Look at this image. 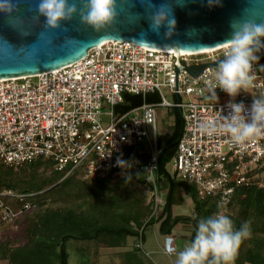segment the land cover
<instances>
[{"label": "built area", "instance_id": "2783aa9c", "mask_svg": "<svg viewBox=\"0 0 264 264\" xmlns=\"http://www.w3.org/2000/svg\"><path fill=\"white\" fill-rule=\"evenodd\" d=\"M198 65H204L199 74L190 75L187 68ZM125 92H156L159 100L118 113L114 106ZM158 108L167 113L176 108L183 119L172 174L193 185L200 199L214 198L222 217L235 189L253 184L254 172L264 167V43L175 53L110 40L58 69L0 79V162L16 167L48 158L63 176L82 167L83 178L93 179L120 167L117 155L124 147L143 144L153 216L165 202L155 179ZM9 194L0 191V222L35 205L33 193H13L21 201L11 208L1 198ZM143 234L142 226L133 242L142 251ZM175 249L168 233L164 253ZM196 251L190 244L177 254L191 264Z\"/></svg>", "mask_w": 264, "mask_h": 264}, {"label": "trees", "instance_id": "16d2710c", "mask_svg": "<svg viewBox=\"0 0 264 264\" xmlns=\"http://www.w3.org/2000/svg\"><path fill=\"white\" fill-rule=\"evenodd\" d=\"M158 100L156 92L144 95L125 92L114 109L123 113ZM169 113L174 116L171 128L156 135L155 179L158 189H165V202L153 216L152 198L144 203L139 197L138 187L147 186L143 166L149 158L141 144L122 149L117 155L120 167L112 174L97 172L93 179L85 181L79 177V174L83 177L82 167L63 176L64 171L54 169L48 158L38 157L16 167L0 162V191L12 193L1 196L2 200L16 208L21 200L13 193H33L30 199L35 202L31 209L8 222H1L10 224L20 219L28 222L23 243L0 245V258L6 260L4 264H69L68 245L73 242L91 243L95 247H124L127 238L136 236L139 228L143 226L145 230L155 222H160L159 231L163 234L170 233L177 223L192 226L189 241L200 243L201 247L192 255L191 264H264V185L253 183L236 188L224 215L219 217L221 207L214 198L200 199L193 185L176 179L168 171L183 126L180 111L175 108ZM40 169H48L49 174L42 176ZM256 171H264V167ZM118 174H121L120 179L114 178ZM181 192L190 197L193 217L172 215V206L182 200ZM50 194L55 204L42 207L40 199ZM29 214L31 217L27 216ZM203 245L212 252L205 253ZM77 254L78 264H90L84 247L78 248ZM124 257L126 264H153L137 248L124 251Z\"/></svg>", "mask_w": 264, "mask_h": 264}, {"label": "water", "instance_id": "95a60500", "mask_svg": "<svg viewBox=\"0 0 264 264\" xmlns=\"http://www.w3.org/2000/svg\"><path fill=\"white\" fill-rule=\"evenodd\" d=\"M110 40L175 53L264 43V0H0V79L58 69Z\"/></svg>", "mask_w": 264, "mask_h": 264}, {"label": "rangeland", "instance_id": "374dc122", "mask_svg": "<svg viewBox=\"0 0 264 264\" xmlns=\"http://www.w3.org/2000/svg\"><path fill=\"white\" fill-rule=\"evenodd\" d=\"M165 97L168 100H172V96L168 93H164ZM161 111L157 114V134L160 135L166 132L170 126L174 122V116L171 113H167L166 109H160ZM141 149L147 152V147L142 144ZM168 171L170 174L173 173L172 169L168 166ZM39 173L42 176H47L49 174V170L45 169L42 171L39 170ZM82 181L85 179L80 176ZM120 179L121 174L115 175L114 178ZM253 182L259 186L264 185V171H256L253 174ZM138 187V186H137ZM139 197L142 198L144 203L151 197L150 187L147 185L139 186ZM162 195L165 194V189L161 190ZM181 202L178 206L174 205V211H172V215H185L189 217H193L192 205L190 201V197L185 195L184 192H181ZM54 196L53 195H45L40 200L43 202L42 207H46L53 203ZM173 207V206H172ZM175 208H178V211H175ZM31 217V215H27ZM28 222L25 219H20L18 221H14L10 224H2L0 222V245L4 243H9L10 246H14L16 244H21L25 241L24 237V229L26 228ZM160 222H155L154 224H150L145 227L144 234L145 240L143 241V253L145 255V259L150 260L155 264H183L182 258L178 256L177 251L180 248H188L191 244L189 241L190 232L192 226L190 224L187 225H174L172 227L173 238L175 239L176 249L173 253L167 255L164 253L163 244L166 236L159 231ZM249 229H247V233ZM198 234H201L199 230ZM134 237H128L126 240V245L124 247H108V246H99L95 247L91 243L84 242H73L68 245L69 249V264H78L79 256L77 254V249L84 247L86 249V253L88 254L89 263L90 264H126V260L124 257V251L129 250L133 247ZM162 245V246H161ZM197 247H201V244L198 243ZM203 248H206L205 253H211L210 247L203 245ZM6 260L0 258V264H4ZM144 262V259L142 260Z\"/></svg>", "mask_w": 264, "mask_h": 264}, {"label": "crops", "instance_id": "0c3cea01", "mask_svg": "<svg viewBox=\"0 0 264 264\" xmlns=\"http://www.w3.org/2000/svg\"><path fill=\"white\" fill-rule=\"evenodd\" d=\"M161 110L158 108L157 109V114H159V112H160ZM179 205V204H178ZM177 204L175 205V206H178ZM172 211H174V205H173V207H172ZM175 211H178V208H175ZM178 224V223H177ZM176 224V225H177ZM180 225H187V224H185V223H180ZM184 227V226H183ZM184 228H187V227H184ZM187 229H189V228H187ZM170 233H172V230L170 231ZM145 235V234H144ZM167 235V233H165L164 234V236H166ZM144 240H145V238H144ZM197 245V244H196ZM162 246V245H161ZM198 246V245H197ZM153 264H155V263H153Z\"/></svg>", "mask_w": 264, "mask_h": 264}, {"label": "bare ground", "instance_id": "6f19581e", "mask_svg": "<svg viewBox=\"0 0 264 264\" xmlns=\"http://www.w3.org/2000/svg\"><path fill=\"white\" fill-rule=\"evenodd\" d=\"M220 46H222V45H220ZM219 47V46H218ZM211 49V48H210ZM210 49H203V50H200V51H207V50H210ZM182 50V49H181ZM172 51V50H171ZM177 53H194V52H199V50H196V51H184V50H182V51H176Z\"/></svg>", "mask_w": 264, "mask_h": 264}]
</instances>
